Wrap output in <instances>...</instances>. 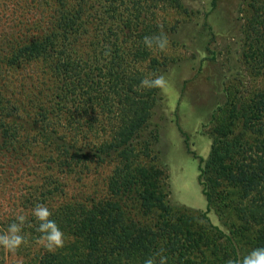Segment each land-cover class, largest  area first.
Segmentation results:
<instances>
[{
    "label": "trees",
    "instance_id": "16d2710c",
    "mask_svg": "<svg viewBox=\"0 0 264 264\" xmlns=\"http://www.w3.org/2000/svg\"><path fill=\"white\" fill-rule=\"evenodd\" d=\"M167 1L151 0L152 10ZM45 2L48 12L43 5L41 17L24 22L31 34L22 21L0 15L1 25L14 22L0 32V155L21 162L31 154L38 157L44 183L33 204H46L66 234L63 248L43 249L25 264H143L161 247L168 264H198L190 256L195 234L172 221L165 193L154 182L166 178L165 170L157 162L146 167L138 161L136 140L143 139L158 90L139 86L157 63L143 44L145 36L160 30L155 11L145 15L140 0H130L131 6L126 0ZM256 4L246 62L264 83V2ZM109 47L111 55L105 56ZM229 124L230 143L214 140L210 158L199 165L200 184L209 209L213 195L201 178L218 179L219 194L230 192V210L248 227L245 233L234 230L236 239L252 230L254 247H264V88L232 104ZM69 125L90 140L78 145L79 139H66L60 131ZM145 142L141 148L148 153ZM114 158L105 196L68 197L64 179ZM132 193L142 214L158 212L153 224L132 216L123 200ZM26 225L38 239L37 222L30 217ZM230 241L238 258L241 246L232 236Z\"/></svg>",
    "mask_w": 264,
    "mask_h": 264
},
{
    "label": "rangeland",
    "instance_id": "374dc122",
    "mask_svg": "<svg viewBox=\"0 0 264 264\" xmlns=\"http://www.w3.org/2000/svg\"><path fill=\"white\" fill-rule=\"evenodd\" d=\"M126 1L131 6L132 2ZM140 2L146 8L145 15L155 11L152 15H156V21L163 25L170 38L166 51L152 49L151 58L157 63L150 69L151 74L164 73L171 86L156 91L150 120L142 131L143 139L136 140L138 161L146 167L157 162L165 170L166 178L160 175L154 182L158 183V190L165 193L172 221L183 232L190 231L197 238L191 258L198 264H225L228 258H234L230 236L241 246L240 257L255 248L250 239L253 231H247L246 238L240 242L236 239L233 231L245 233L248 227L230 210V192H225L224 196L219 194L221 186L214 176L201 178L206 191L213 195V204L207 208L199 165L204 167L210 158L216 138L230 143L232 104L245 102L264 88L261 76L246 62L252 4H261L264 0H168L159 3L154 10L151 0ZM2 4L9 8H0V15L6 20L22 21L29 34L33 28L28 29L24 22L31 23L38 15L41 17L43 5L49 11L45 0H0V6ZM13 23L8 21L5 25L12 27ZM5 25L0 23V32L10 29ZM59 125L61 128L63 121ZM69 126L60 131L66 139H79L78 145L90 140ZM145 141L149 143L148 153L141 148ZM38 160L35 154L22 162L13 156L0 155V233L7 230L17 212L21 209L29 212L36 205L33 199H37L44 183ZM116 165L114 158L83 166L81 173L64 179L63 189L71 198L103 197ZM123 200L140 222L153 224L156 221L158 212L145 215L138 210L135 194L126 195ZM23 231L28 244L22 245L15 256L0 247V264H15L17 259L25 264L30 256L45 249L30 235L27 225Z\"/></svg>",
    "mask_w": 264,
    "mask_h": 264
},
{
    "label": "clouds",
    "instance_id": "9594fccd",
    "mask_svg": "<svg viewBox=\"0 0 264 264\" xmlns=\"http://www.w3.org/2000/svg\"><path fill=\"white\" fill-rule=\"evenodd\" d=\"M160 31L151 36L143 38V44L146 48L166 51L170 47V38L164 31L163 25L158 26ZM105 56L111 55V49L106 48ZM141 88L162 89L170 87V81L164 73L153 72L151 76H146L140 81ZM53 211L43 203H37L29 212L21 209L14 216L12 222L8 225L7 230L0 233V247L6 249L11 255L15 256L16 252L22 245L28 244V238L24 234V227L30 223V217L37 222L36 231L41 235L38 237L39 243L50 252L63 248L66 242V234L61 230L57 222L52 219ZM165 249L161 247L159 251L148 256L143 264H168V257L164 254ZM15 264H24L22 259H17ZM225 264H264V247H257L250 250L247 254L238 258H228Z\"/></svg>",
    "mask_w": 264,
    "mask_h": 264
}]
</instances>
